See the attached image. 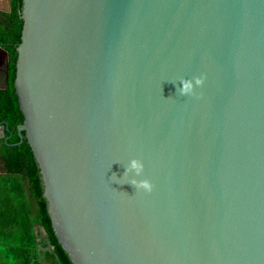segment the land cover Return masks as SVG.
Returning <instances> with one entry per match:
<instances>
[{"label": "water", "instance_id": "95a60500", "mask_svg": "<svg viewBox=\"0 0 264 264\" xmlns=\"http://www.w3.org/2000/svg\"><path fill=\"white\" fill-rule=\"evenodd\" d=\"M22 3L19 144L72 264H264V0Z\"/></svg>", "mask_w": 264, "mask_h": 264}, {"label": "trees", "instance_id": "16d2710c", "mask_svg": "<svg viewBox=\"0 0 264 264\" xmlns=\"http://www.w3.org/2000/svg\"><path fill=\"white\" fill-rule=\"evenodd\" d=\"M9 1V12H0V47L8 53V71L0 86V252L15 263L30 264L42 248L50 247L58 264H72L54 235L39 169L24 133L19 144L23 115L13 84L23 3Z\"/></svg>", "mask_w": 264, "mask_h": 264}, {"label": "clouds", "instance_id": "9594fccd", "mask_svg": "<svg viewBox=\"0 0 264 264\" xmlns=\"http://www.w3.org/2000/svg\"><path fill=\"white\" fill-rule=\"evenodd\" d=\"M204 83V77H193L192 79H180V86L178 88V94L181 96L195 95V90L201 87ZM144 171L143 163L138 159H132L128 162L124 177H131L127 183L134 186L136 191L142 190L145 193H151L153 191L152 183L147 179H137L141 177ZM123 177V178H124Z\"/></svg>", "mask_w": 264, "mask_h": 264}, {"label": "crops", "instance_id": "0c3cea01", "mask_svg": "<svg viewBox=\"0 0 264 264\" xmlns=\"http://www.w3.org/2000/svg\"><path fill=\"white\" fill-rule=\"evenodd\" d=\"M10 10L9 0H0V12L8 13ZM41 236H45L43 229L38 228ZM39 241V239H38ZM0 264H19L12 261L11 257H7L0 252ZM30 264H58L55 255L51 252L50 247L42 248V251L34 255V260Z\"/></svg>", "mask_w": 264, "mask_h": 264}, {"label": "flooded vegetation", "instance_id": "af4514ba", "mask_svg": "<svg viewBox=\"0 0 264 264\" xmlns=\"http://www.w3.org/2000/svg\"><path fill=\"white\" fill-rule=\"evenodd\" d=\"M7 63L8 62H7L6 58L2 54H0V86H1L2 82L5 81L2 76L4 74L6 75ZM3 136H4V132L0 126V138H2Z\"/></svg>", "mask_w": 264, "mask_h": 264}]
</instances>
